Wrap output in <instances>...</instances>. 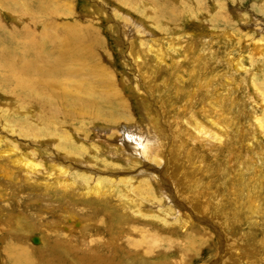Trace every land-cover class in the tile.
I'll use <instances>...</instances> for the list:
<instances>
[{
    "label": "bare ground",
    "instance_id": "obj_1",
    "mask_svg": "<svg viewBox=\"0 0 264 264\" xmlns=\"http://www.w3.org/2000/svg\"><path fill=\"white\" fill-rule=\"evenodd\" d=\"M113 1L116 4L110 0H103L111 6L115 5L116 11L120 15L119 19L112 17L113 27H115L112 35L118 38L115 41L122 49V59L130 60L131 70L130 68L128 70L132 71L131 75L134 76L136 82L133 91L137 97L135 108L138 117L134 120L117 121L118 123L116 122L115 125L103 122L96 124L92 129L94 132L91 131L94 140L91 142L89 131L76 129L69 131L67 123L73 124L76 119L85 118L89 115L88 110L92 106L101 105L103 99L106 103L116 101L117 83L111 76V72L103 65V58L107 59L106 52L98 51V47H102V42L98 37H95L91 25L83 26L78 21L61 23V26L60 23L57 25L49 22L37 32L32 17H26L29 12L24 9L26 8L24 0H0L3 7L13 10L9 13L8 10L7 13L13 17L14 14L17 15L19 18L16 22L20 23L16 27L11 26L3 36L0 35V42L4 41L3 44L0 43V61L5 62L4 64L0 63V70L3 72L2 76L0 75L2 82L0 87L4 88V96L8 97L6 109L9 114L5 118L0 114V124H4L7 132L0 131V138L4 134H9L12 139L9 140L10 143L17 144L13 137L20 142L24 163L22 164L23 160L21 162L18 157L13 160V163L21 164L28 170L27 179L34 180L30 183L39 189L38 198L39 202H42L40 205L30 204L34 199V195L31 194L28 200V211L31 216L23 217L30 223L29 228L36 231L38 227L30 222L34 219V211H32L34 208L48 210V208L59 204L60 214L69 219L74 218L71 221H74L73 226L76 227L81 225L80 215L83 213L87 214L93 208L105 210L101 216L91 214L88 218L91 222L88 227L70 228L71 226L65 225L67 229H63L65 232L49 228L47 230L50 235L49 241L45 240L43 236H39L34 239L38 245L32 248H41L45 245L51 250L59 248L65 251L69 257L71 256L69 251L74 249L73 252H77L79 250L82 255L81 259L92 260L91 264H120L119 260H122L120 257L122 254V257H126L124 253L129 251L128 247H131L132 251L140 253L152 252L153 246H145L140 239L129 244V239H124L120 232L125 229L124 223L121 219L119 222L114 221L116 220L115 215L114 220L111 215L120 213L121 217L129 206L120 196L121 191L136 193L143 199L148 198L152 202L151 206L162 207L168 214L184 210L183 205L187 203L180 204L181 201L177 198L179 196L176 197L175 187L173 189L170 185L174 186L173 177L179 178L174 173H178L179 164H184L182 160L186 152L184 144L188 138L192 141L199 140L202 144L201 150L196 149L200 153L198 155L200 162L198 173L208 172L211 165L207 158L210 159V153L218 155L219 150L225 151L224 149L227 148L233 150L239 157H241L242 150L245 151L244 153L246 151L252 153L250 157L246 154L243 161L237 165L238 168L245 166L249 170V164H251L250 169L256 171L261 169L260 165L255 164L257 161L264 164V23L259 22L262 20L255 18L248 11L246 13L249 14V17L238 9L234 11L238 20L247 26L250 24L249 20L253 19L251 20L253 27L248 33L258 32L259 35L253 37L254 33L250 35L245 33L238 39L230 36L231 34L223 35L225 41H228L227 47L233 46L236 40L239 42L245 38L242 44L249 45L246 48L250 58L245 60L248 64L247 69L241 61V56L237 59L234 56L230 57L227 59L226 65L230 69L242 68V70L237 73L234 70L231 72V69L218 74L214 73V69L217 68L215 62L203 61V52L199 51L205 48L207 54L212 55V43L204 42L201 45L204 33L189 34L185 39L182 37V34L183 36L186 34L184 33L185 27L190 23L198 29H200L198 23H201L202 27L208 25L202 21L194 20L197 18L194 17L197 14L193 16V12L199 11L198 14L203 12L200 5L197 4L200 0H189V3L186 1L179 3L178 0H173L176 4L179 3L178 8L170 5L169 0H141L143 3L156 4L154 12L152 8L140 7L137 0ZM192 1H194V6L191 13L188 8L193 5ZM209 1L222 6L221 0ZM252 2L258 11L255 12L264 20V3L257 6L255 0ZM219 15V11L215 15H211L209 23H216L217 20H220ZM37 24L39 26V23ZM210 26L208 27L210 28ZM149 39L152 42L147 48ZM167 42L169 46L165 48ZM146 52L149 54L147 55ZM167 59L170 60L167 68L171 67L169 81L174 78L179 79L180 83L182 82L181 89L184 90L183 97L186 102L182 106V114L189 115L188 124L194 129L192 133L189 130H183L179 125L174 127L175 122L169 124L171 130L167 126L163 128L159 120L161 112L154 100L155 95L148 90L139 91L136 87V85L140 87L143 82L144 87L155 82L160 77V71L154 69V65L160 67L161 63L164 64L163 62H166ZM144 67H151L152 70L150 73L139 72V69H144ZM188 68L191 69L190 72H187L190 82L187 79L188 83H186L183 78H185ZM198 70L202 73L198 74ZM223 78L227 80L223 82L225 84L223 88L226 90L220 91L221 87L214 84ZM229 83L230 85L232 83V86ZM238 90L245 91L246 94L252 90V99L258 98V107L245 108L252 101L251 99L241 103L244 109L239 107L237 112L240 117L247 119L246 122L244 121L245 125L241 124L239 117H228L226 123L219 122L216 119L217 114L225 111L228 114L233 113L229 112L232 108H228V106L234 103L235 98L233 99V97ZM187 106L188 108H186ZM123 108L121 109L125 111L124 105ZM154 110L156 113L153 114ZM100 115L102 117L103 113L95 116L100 118ZM113 117L115 116H111L109 120L113 121ZM121 123L122 126H120ZM178 128L180 131L178 135L181 138L184 137V141H179L177 138ZM121 137H123L122 142ZM93 146L95 148H92ZM93 150L94 154L91 153ZM11 152L14 155L17 154L15 149ZM176 157L180 161H176ZM26 159L27 161H25ZM166 167L168 168L166 169ZM172 172L174 176L171 175ZM192 172V176L197 175L195 169ZM181 174L183 178L187 177L184 173ZM170 177L173 179L171 180ZM105 180L114 186L108 187L103 182ZM259 187L261 186H254V189ZM254 189L249 191H253L252 193L255 195L257 190ZM249 191L248 193H250ZM89 193L94 196H88ZM171 193L175 197L173 202ZM14 196L15 194L11 197ZM112 196L119 201L118 208L111 204L112 199H108ZM14 198L16 199V197ZM14 198L13 201H15ZM253 198L257 199L258 196ZM206 201L208 200L205 199L204 202ZM164 203L172 206L171 209L166 207L167 205L163 207ZM16 209L18 211L19 208L16 207ZM54 209L55 207L46 212L48 213L46 216L43 213L42 218L52 217ZM19 214L23 215L21 212H17V215ZM211 225L220 232V242L223 245L220 247L218 242V246H214L211 250L215 258L211 260H215L219 264L227 249V240L218 225L214 223ZM72 230H79L77 237L73 234L69 235ZM20 231L26 233L27 229L20 226ZM188 236L199 240L204 239L197 230L189 231ZM92 243H103L104 248L101 251H95L90 245ZM29 248L25 245V239L21 235L18 238H8L6 243L0 246L4 264H22V262L42 264L45 260L48 262V259L53 257L51 254L50 257L46 256L44 252L40 256H35L34 253L30 254ZM36 250L38 251V249ZM77 257H79L78 252ZM130 258L128 256L127 259H123L125 261L122 260L123 264H128V262L130 264ZM248 260L250 259L247 258Z\"/></svg>",
    "mask_w": 264,
    "mask_h": 264
},
{
    "label": "rangeland",
    "instance_id": "obj_2",
    "mask_svg": "<svg viewBox=\"0 0 264 264\" xmlns=\"http://www.w3.org/2000/svg\"><path fill=\"white\" fill-rule=\"evenodd\" d=\"M24 1L26 3V8L24 9L29 12L26 17H32L33 24L36 27L37 32L42 30L44 28L43 25L49 22L57 25L60 23V26L61 23L64 24L67 22L71 23L76 21L81 22V25L83 26H87V24L91 25L95 37H98L102 42V47L99 46L98 51H101V53L105 51L107 55V59H105V57L103 58V65L109 72H111V76H113V79L117 83L116 96L118 99L116 98V101H113V103H106L103 99L101 105L98 104L97 106H92L93 108L91 107V109L88 110L89 115H87L85 118L76 119L73 124L68 122L67 125L69 126V129L67 130L73 131L74 129H76L80 131H89L90 133L88 135L90 137V140L91 142H94L91 133L94 132V130L92 129L96 126V124L103 122L115 125L116 122L120 120H134L135 118H137L138 113L135 108L137 97H135L136 93H134L133 91L134 84L136 82L134 80V76L131 75L132 71H130L131 68L129 67L130 60L122 59V49L120 45L115 41L118 40V38L117 36L112 35L114 34L113 31L115 30V27H113L112 17L119 19L120 16L116 11V6H111L103 2V0ZM110 1L115 3V1L113 0ZM169 1L170 5H173L176 8H178L177 6H179L180 2L186 1L189 3V0H178L179 3L177 2V4L173 0ZM192 2L193 5H190L188 8V10H191V13L194 6V1ZM220 2L222 4L221 7L217 3L209 0H200L199 3L197 2L198 6L200 5L199 7H201V10H203V12H201L200 14H198L199 11L193 12V16L197 14L194 16L195 18L197 17L194 20L196 22L202 21V23L204 22L208 25L202 27L201 23H198V27L200 28L198 29L196 26L190 23L189 26L185 27V30L187 31L184 32L186 33L184 34L185 37L183 36V34L182 37L183 39H185L189 34L199 35L201 33H204L203 35L205 36H203L202 38L203 40L201 45L204 44V42L212 43V55L207 54V50L205 48H202L199 51L203 52V61L213 63L215 62L217 68L215 67L216 69H214V73L220 74L223 71L227 72L231 69V72H233L234 69H230V67L226 65L227 59L233 56L236 59L241 56V61L244 64V67L248 69V64L245 62V60L246 58H250L247 51L249 45L242 44V41H244L245 38H243L239 42L236 40L233 46L227 47L228 41H225L223 35L231 34L230 36L238 39L243 34L248 33L249 30H251V28L253 27V25L251 24V20L253 19L249 20V26L241 23V21L238 20V17L234 12L237 9L241 11L242 14L248 11V13L252 14L255 18L262 20H258L261 23H264L263 17L259 16L256 13L258 11L256 10L252 0H221ZM6 3L8 2L6 1ZM137 3L140 7L143 6L146 9L152 8L153 12L155 11V7L157 6L156 4H153L151 2H149L148 4L143 3L141 0H137ZM256 3L257 6L262 5L264 3V0H255V4ZM7 11L9 13L13 10L11 8L8 9L6 7H3L0 4V35L2 36L11 28V26L16 27L20 24L19 22H16L19 17H17V15L15 14L13 17V15L8 14ZM112 11L114 12L112 13ZM218 11L220 12L219 16L221 17V19L217 20L216 23H209L211 15H215V13H217ZM248 13L246 14L249 17ZM198 18L200 19L198 20ZM37 23H39V26ZM209 25H211L210 28L208 27ZM253 33V37H257L259 35L258 32ZM253 33L251 32L247 35ZM1 42L3 44L4 41ZM151 42L152 41H150L149 39L147 48L151 44ZM168 46V42L165 43V48H167ZM198 48H200V46H198ZM146 53L147 55L149 54V52ZM151 60H153V58H151ZM138 61L141 60L138 59ZM0 63L4 64L5 62L0 61ZM163 63L164 64L161 63L160 67H155L154 65V69L160 71V77L157 78L155 82L150 83V85L148 84L147 86L145 85L146 87H144L143 82L142 84H140V87L139 85H136V87L139 91L144 92L148 90L155 95L154 100L156 101L158 110H160L161 112V115H159V120L161 121V126L163 128L164 126L169 127L170 123L175 122L174 127H177V125H179V127H181L183 130H189V132L192 133L194 129L190 126V124H188V121L190 120V118L188 117L189 115L182 114V106L186 104L183 97L184 90L181 89L182 82L180 83L179 79L177 80L174 78L169 81L171 67L167 68V65L169 66L170 60L167 59V61ZM138 64L140 65V63ZM141 64L143 66L144 61ZM129 68L130 70H128ZM142 69H139V72L142 71V73H150V71L152 70L151 67H144V69ZM201 69L202 67L200 65V70ZM190 70V68L187 69L186 76L185 78H183V81L186 83H188V80L190 82L189 75L187 74V72H190ZM200 70H198V74L202 73V71ZM241 70L242 68H239L234 71L238 73ZM1 73L3 72L0 70V75L2 76ZM214 77L216 78L217 75ZM224 80L227 81L225 78H223L222 80L214 84L217 87H221L220 91L226 90V88H223L225 87V84H223ZM0 84L2 86V82ZM230 86H232V83ZM252 97V90L249 92V94H246L245 91L242 92L238 90V92H236L235 94V97H233V99L235 98V101L233 100L234 103L228 106V108H232V110L229 112L233 113L228 114L226 113L227 111H225L224 113L217 114L216 119H218L219 122L222 121L223 123H226L225 121L228 117H239V119L241 120V124L245 125L247 119L244 117H240L237 110L239 109V107L244 109L241 103L247 99H251L252 101L249 102V104L245 106V108L249 109L251 107H258V98L255 97V99L253 100ZM225 101L227 102V100ZM7 105L8 97L6 98L4 96V88L0 87V114L3 118H5L6 115H9L7 114L6 109ZM123 105L126 107L125 111L123 110ZM187 105L190 106V104ZM188 106L186 108H188ZM101 112L103 113V116L101 117L100 115V118H97L95 115H99L101 114ZM154 113H156L155 110L153 114ZM113 115L115 117L112 118L113 121H110L109 118ZM200 117L202 118V115ZM120 126H122V123L120 124ZM169 128L171 130V127ZM0 131L6 132L4 124H0ZM179 132L180 131L178 128L176 135H178ZM122 135L123 134L121 132V136ZM177 138L179 139V141L185 140L184 137L181 138L179 135ZM10 139L11 137L9 136V134H4L2 138H0V246H3L8 238H18V236L21 235L25 239V245L28 248H32L35 247V245H38L34 239L39 236H43L45 240L49 241L50 235H48L49 233L47 232L49 228H54L61 232H65V230H63L66 229L65 225L68 227L71 226L70 228L88 227L91 223L88 219L91 214L93 216L96 214L101 216V214L105 212V210H98L93 208L89 210L87 214L83 213L82 215H80L81 225L79 227H76L73 226L74 221H71L74 218L69 219L63 214H60L61 210H59V204L53 206L55 207L53 211L54 217L52 216L53 218H42V214L44 213L46 216L48 214L46 212H48L53 207H51L50 209L48 208V210H46L45 208H34L32 210L34 211V219L30 222L36 225L38 229H36V231L32 228L30 229V223L26 220V218H29L31 216L30 211H28L29 197H31V194L34 195V199L30 202V204L33 203L34 205H40L42 204V202H39L38 198L39 189H37L35 185L33 186L30 183L34 180H32L31 178L30 180L27 179V176L29 175L28 170L21 164L13 163V160H15L16 157H18L21 162L23 160L22 164L24 163V159L22 157L23 149H21L20 142L16 138L13 137V140L17 144H14L13 142L10 143ZM122 141L123 137H121V142ZM184 145L186 149V152L184 153L182 158L184 164H179L180 169L179 171L176 170L178 171V173H174L179 176V178L176 179L175 177H173V172L172 174L170 173L174 178L173 179L170 177L171 180L173 179L172 182L174 184V186H170L173 189L175 187V192L177 191L176 197L179 196L177 198L179 201H181V205L185 204V202L187 203L183 205L184 210L181 209L179 210V213L175 211L168 214L162 207L151 206L152 202L151 200L149 201L148 198L143 199L136 193L131 194L130 192L121 191L120 196L125 200V202L128 203L129 206L124 211V215H121V217L119 216L120 213H112V219L114 220L115 215L116 220L114 221L119 222L121 219V221L124 223L123 226L125 229L121 230L120 232L121 234H123L124 239H129V244L137 239H140L145 246L153 247L151 248L152 252H148L149 255L148 253L145 254L138 251H132L131 247H128L132 256L128 251L126 253L127 255L124 253V256L126 257H122V254L120 259L125 260L128 256L129 258L131 256L130 264H203L207 262H212L213 264H215L217 261L211 260L214 258L213 252L211 250L214 246H218V242L220 247H223V245L222 242H220V232L216 231L211 225L212 223H214L215 225H218L220 231H222L224 237L227 240V249L224 252V256L220 259L219 264H264V164H262L261 161H257L255 164L260 165L261 169H257L256 171L250 169L251 164H249V170L245 166V168L243 166H240V168H238L237 165L243 161V159L246 157V154H248V156L250 157L252 153H249L247 151L246 153H244L245 151L242 150L240 153L241 157H239L237 153L236 156L233 150L227 148L224 149L225 151L219 150L218 155H213L212 153H210V159L207 158V161L209 160L208 162L211 165V169L208 168L209 170L207 169L208 172L205 171V174L198 173L200 163L198 155L200 153L197 150H201L202 144H200L199 140L192 141L188 138ZM92 148L95 147L93 146ZM14 149L17 151L16 155L12 154L11 152ZM91 153L94 154L95 151L93 150V152ZM100 155L97 156L100 157ZM175 160L180 161L177 157ZM252 160L255 161V159ZM25 161H27V159ZM167 168L168 167H166V169ZM194 169L195 173L197 172V175L192 176V170ZM181 173H184V175H187V177L183 178ZM103 182H105V185H107L108 187L114 186V184H110L107 180ZM28 183L30 184L28 185ZM164 184L167 186L166 183ZM254 186L261 187H259L258 189H254ZM251 189L257 190L255 195L254 193H252L253 191H249ZM248 191L250 193H248ZM13 194H15L14 197H16V199L13 197L15 201H13V198L11 197ZM191 194L194 195V198H192L193 195ZM87 195L94 196L91 193ZM254 196H258V198L255 199L253 198ZM171 197L173 202V199L175 197H173V194L171 195ZM108 199H112L111 204L114 207L118 206L119 201H117L114 196ZM205 199L209 202H204ZM85 205L89 206L88 204ZM164 205H167L166 207H169L170 209L172 207H170L168 203H164L163 207H165ZM16 207L19 208L18 211ZM191 207L193 210L191 209ZM17 212H21L23 215H17ZM23 216H26V218H24ZM20 226L22 228L25 227L27 229V232L21 233ZM191 230L199 231L203 235L204 239L199 240L197 238L188 236V232ZM78 231L72 230L69 235L73 234L75 237H77ZM150 239H152L153 241ZM90 245L94 248L95 251H101L102 248H104L103 243H92ZM31 248H29L30 254L34 253L35 256H40L41 254H43V252L48 257H50V254L53 256L48 259V262H46L45 260L42 264H91L92 262V260L81 259L82 255L79 250L77 252L80 258L77 257V252H73L74 249L73 251L68 250L70 252L69 254L71 255L69 257L65 251H62V249L60 250L59 248L51 250L50 247H47L46 245L41 248L36 247L38 251L35 248ZM247 258L250 260L247 261ZM2 259L3 256L0 254V264H4V259ZM122 260H119L120 264H123L124 260ZM22 264L26 263L22 262Z\"/></svg>",
    "mask_w": 264,
    "mask_h": 264
}]
</instances>
